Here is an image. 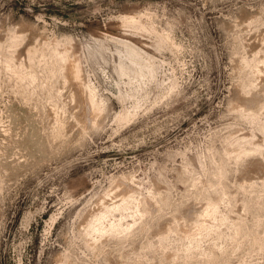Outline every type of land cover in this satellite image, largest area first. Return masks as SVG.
<instances>
[{"label": "rangeland", "instance_id": "rangeland-1", "mask_svg": "<svg viewBox=\"0 0 264 264\" xmlns=\"http://www.w3.org/2000/svg\"><path fill=\"white\" fill-rule=\"evenodd\" d=\"M263 58L264 0H0V264H264Z\"/></svg>", "mask_w": 264, "mask_h": 264}, {"label": "bare ground", "instance_id": "bare-ground-1", "mask_svg": "<svg viewBox=\"0 0 264 264\" xmlns=\"http://www.w3.org/2000/svg\"><path fill=\"white\" fill-rule=\"evenodd\" d=\"M264 59V58H263ZM66 76L67 78L72 82V87L76 91L79 97L78 105L82 104L83 110L85 108V122L93 123L95 119L101 114L99 110H97L95 107L91 105V95L90 93H87V90L85 89L83 85L82 75L80 70L77 68V66L74 64V62L68 63L66 65ZM264 81V79H263ZM244 103H241L247 108H250L253 110V113H257L259 110L264 108V85L259 93H256V95L250 99H244ZM238 103H236L233 107H237ZM243 106V109H244ZM244 112V111H243ZM121 184V182H117V184L112 188V190L105 195H103L99 201V205H104L106 203L107 197L111 196L112 193H114L116 190V187H118ZM128 187L125 192H128L130 189ZM117 195V193H116ZM124 195H122V199H124ZM149 208L151 210H156L157 207L153 204H149ZM109 208L106 206L102 212L100 213V217L98 221H102L106 215L109 212ZM116 225H113L112 228H114ZM97 229V226L95 227ZM91 245L95 244V241H90Z\"/></svg>", "mask_w": 264, "mask_h": 264}]
</instances>
